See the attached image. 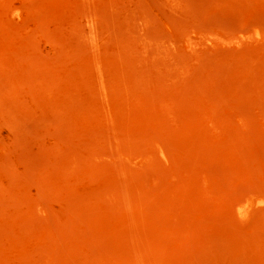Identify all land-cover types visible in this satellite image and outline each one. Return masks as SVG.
<instances>
[{"label":"rangeland","instance_id":"374dc122","mask_svg":"<svg viewBox=\"0 0 264 264\" xmlns=\"http://www.w3.org/2000/svg\"><path fill=\"white\" fill-rule=\"evenodd\" d=\"M0 264H264V0H0Z\"/></svg>","mask_w":264,"mask_h":264}]
</instances>
